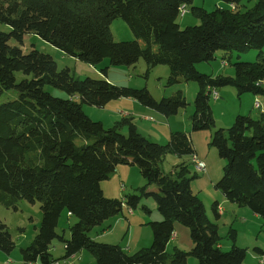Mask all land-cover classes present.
Listing matches in <instances>:
<instances>
[{"label": "trees", "instance_id": "obj_1", "mask_svg": "<svg viewBox=\"0 0 264 264\" xmlns=\"http://www.w3.org/2000/svg\"><path fill=\"white\" fill-rule=\"evenodd\" d=\"M223 1L227 6L208 11L192 6L193 0H0V21L11 26L9 32L0 31V96L10 89L18 93L16 99L0 103V203L17 209L18 201L25 199L39 202L42 210L37 234L21 249V264H55V239L64 242V258L86 249L96 264H188L190 256L199 264H243L246 248L236 243L228 251L220 247L219 202L213 204L216 219L211 220L192 191L196 174L190 175L189 164H178L170 174L160 168L167 154L190 155L194 163L196 149L187 132H171L169 141L161 144L141 134L132 117L107 128L83 109V104L104 107L112 100L133 98L169 117L188 105L182 90L157 100L146 87L120 86L105 78L79 79L69 67L59 69L49 53L34 46L25 52L14 43L22 44L27 33H34L91 65L107 58L112 65L131 66L143 58L147 72L168 65V85L197 81L192 128L212 129L211 144L226 161L215 187L229 201L264 218V111L239 114L229 128H217L210 104L212 91L226 86L240 95H264V0L246 10L240 7L251 0ZM182 6L201 23L182 28ZM116 18L129 24L135 40H114L110 25ZM251 49L259 51L257 60L235 61L233 76H212L196 68L216 58L218 51ZM17 72L25 77L18 81ZM122 124L128 126L127 134L120 131ZM120 165L136 166L146 181L134 188L138 193L124 199L108 197L102 188V181ZM151 185L158 190H148ZM143 197H153L163 215L160 221L147 222L153 233L150 246L129 252L90 236L96 226L123 214L124 205L133 212ZM63 212L77 218L70 225V238L57 232ZM176 223L190 228L189 251L167 250ZM110 227L108 223L105 229ZM230 234L235 241L236 230L230 229ZM14 248L0 218V250L10 254ZM253 251L264 258L263 247Z\"/></svg>", "mask_w": 264, "mask_h": 264}, {"label": "rangeland", "instance_id": "obj_2", "mask_svg": "<svg viewBox=\"0 0 264 264\" xmlns=\"http://www.w3.org/2000/svg\"><path fill=\"white\" fill-rule=\"evenodd\" d=\"M255 1L256 0L245 2V5H242L240 8L246 10L253 6ZM221 5L227 6V3L223 0H193L192 3V6L204 7L208 11H212ZM181 13L178 22L182 28L188 25H198L201 23V19L196 17L191 10H187V7H185V12L181 11ZM110 26L115 41L136 39L131 27L123 18L114 19ZM10 30L11 26L0 21V31L9 32ZM14 43L19 45L25 52L30 51L34 46L40 51L49 53L55 58L59 69L69 67L72 74L79 79H84L86 77H92L95 79L105 78L113 84L120 86L127 85L137 88L146 87L157 100H160L163 97H169L177 90H182L187 98L188 105L181 108L177 114L169 117L154 110V113L151 114L153 117L147 120L142 113L143 109L141 108L143 107L130 105L134 108V110H132L131 107L126 105L124 106L125 108H123L122 105H117L118 103H116L119 99L110 101L104 107L83 104V109L95 121L102 118L104 120L103 124L107 128L120 124L124 117H132L136 126L138 124V129L141 134L148 139L161 144H166L170 139V125L173 127L172 132H187L192 137L194 147L196 149L199 148V155L202 156L206 162V170H198L195 163L192 162V157L190 155L176 154H167L160 162V168L164 173L170 174L178 165L177 162L181 161L188 163L191 171L190 175L196 174V177L191 180L192 191L202 200L209 218L211 220L216 219L213 211V204L218 200L216 195L224 198V194L215 187V183L221 179L226 161L219 156L216 147L211 144L212 129L193 130L192 128L191 116L195 110L194 100L199 90V84L197 81H182L174 85H168V77L170 74L168 65L160 64L149 69L147 72L148 66L143 58H141L135 65L131 66L112 65L107 58L98 65H91L83 60L67 55L62 50L34 33H27L24 36L22 44L15 41ZM140 43L143 45L144 41L140 40ZM258 55L259 51L255 49L243 53H238L234 50L230 52L218 51L216 58L210 62L203 61L197 63L196 68L199 72L212 76L219 74L233 76L235 75V68L233 65L235 61H256ZM224 59L227 61L229 60L228 63H224ZM105 69L107 70L106 74L103 72ZM16 77L19 81L25 76L22 72H17ZM47 89L56 96L67 97V94L61 90L51 87H47ZM216 91L222 93L221 99L217 100L212 95L210 104L217 128H229L239 114L248 115L251 113L252 115H255L256 112L253 109L254 105L257 109L256 111L263 109L256 106L254 97H252L254 94L252 93L246 92L240 95L236 88L232 86L221 87ZM17 96L18 93L15 89L7 90L0 96V103L16 99ZM259 96L264 99V95ZM123 111L128 114H124ZM120 131L123 134H127L128 126L122 124ZM125 168L128 170L126 177L130 180L121 182L127 185L124 195L138 193L137 191H134V188L146 183L144 177L136 166L128 165ZM114 175L115 174L113 173L110 178L103 180L102 183H104V185L107 184L105 182L111 178H115L116 175ZM141 180H143V182H141ZM152 189L158 190V187L156 185L149 186L148 190ZM124 195L120 196V198L124 199L126 197ZM226 200L229 204L234 206V208L225 205L226 212L219 220H217L219 223L222 250L228 251L232 249L233 244L236 243L239 247L246 248L248 251L246 259L244 260L245 264H264V261L263 263L261 262L263 257L261 259V256H255V259L252 257L254 254L253 248L255 246H261L264 248V218L262 219V217L254 215L253 211L248 207L239 206L238 204L229 201L227 198ZM144 205L150 209V212L144 209ZM142 216L146 219L144 224H142L140 220ZM0 218L8 226L12 238L15 241V248L10 254L0 250V264H21V249L30 245L39 230L42 220L41 205L39 202L31 203L30 201L23 199L18 201L17 209H14L13 207L7 208L0 203ZM120 218L122 222L117 226L113 225V231L106 235L97 234L98 231L108 225L109 221H107L103 225L96 226L90 232V236L97 241L120 244L125 248L127 247L128 250L129 245L135 247L137 242L141 239L146 243L153 234L152 229L147 222L160 221L163 219V215L158 210L156 201L153 197H143L138 208L133 212L127 205H124L123 214L120 215ZM130 220H132L131 225L129 224ZM76 221V217L69 216L67 212H63L57 227V232L63 234L65 238H70V225ZM176 226H179L184 230L181 236L183 242L186 241V239H189L190 241L192 240L190 228L188 226L180 223H176ZM230 229L236 230L235 241L231 237ZM177 232L178 230L175 229L174 235L169 242V248L167 249L168 252H173V247L176 243L175 233ZM151 243L152 240H150L148 244H145L144 247L150 246ZM181 247H185V250L188 251L191 249L190 246H183V244H181ZM51 252L53 256L59 260L60 264H91V261L95 260L93 254L86 249L73 256L64 258L65 245L60 239H55L53 241ZM189 258L190 261L199 264L196 257L190 256Z\"/></svg>", "mask_w": 264, "mask_h": 264}, {"label": "crops", "instance_id": "obj_3", "mask_svg": "<svg viewBox=\"0 0 264 264\" xmlns=\"http://www.w3.org/2000/svg\"><path fill=\"white\" fill-rule=\"evenodd\" d=\"M218 93H219V100L221 99V92H219L218 91ZM224 95H225V93H224ZM252 97H254V101L256 102V99L257 100H259L260 101V104H259V106H260V109L261 108H263V109H261V110H263L264 111V99H262L260 96H256V95H253ZM218 100V99H217ZM116 103H118L117 105H122L123 106V108H125L124 106H129V107H131L130 105H138V106H140V107H143V108H141V109H143L142 110V113L144 114V116H145V119H149V118H152L153 117V115H151V114H153L154 113V110H152V109H150V108H148V107H145V106H143L140 102H138L137 100H135V99H133V98H120L119 100H118V102H116ZM108 104V103H107ZM132 108V107H131ZM253 109L255 110V112L257 113L258 111H256L257 109H256V107H255V105L253 106ZM132 110H134V108H132ZM123 113L124 114H128V113H125L124 111H123ZM130 114V113H129ZM251 114V113H250ZM97 121H101L102 123L104 122V120L101 118V119H98ZM170 132H172V129H173V127H172V125H170ZM137 128H138V124H137ZM139 130V129H138ZM171 134V133H170ZM196 149V148H195ZM200 154V152H199V148L198 149H196V156L200 159V160H202V161H204V158L202 157V156H200L199 155ZM205 162V161H204ZM178 164H180V163H182L181 161H179V162H177ZM206 163V162H205ZM126 166H128V165H120V166H118L117 167V169H116V171L114 172V174L116 175V177L115 178H111L110 180H108L107 182H105V183H107V184H105L104 185V183H102V188H103V190H104V193H105V195L106 196H109V197H120V196H122V195H124V193L126 192L125 191V189H126V187H127V185L126 184H123V183H121V182H125V180H127V181H129L130 179L129 178H127L126 177V173L128 172V170H127V168H125ZM114 175V176H115ZM126 178V179H125ZM124 179V180H123ZM141 182H143V180H141ZM121 184V185H120ZM139 184H141V183H139ZM132 185V184H131ZM217 196V198H218V202H219V213H220V216H222L225 212H226V208L224 207L225 205H229L231 208H234V206H232L231 204H229L228 202H227V200H226V197L224 196V198L223 197H221V196H219V195H216ZM253 214L254 215H256L257 217H260V216H258L257 214H255L254 212H253ZM263 219V218H262ZM140 220H141V223L142 224H144L145 223V217H141L140 218ZM122 222V220H121V218H120V215L118 216V217H115V218H113L112 220H109V224H111L112 226L114 225V226H117L119 223H121ZM129 224L131 225L132 224V220H130L129 221ZM113 229L114 228H112V227H110V228H107V229H105V227L104 228H102L100 231H98L97 232V234H107V233H109V232H111V231H113ZM175 229H177L178 230V232L177 233H175V235H176V238H175V241H176V243H175V245H174V247H179V248H183V247H181V244H183V246H190L191 248H192V246H193V242H192V240L190 241L189 239H186V241H182L181 240V236H182V232L184 231V230H182V228H180L179 226H176L175 225ZM174 235V234H173ZM150 240H152V237L150 238V239H148V241H146V243H145V241H143L142 239L141 240H139L138 242H137V244L135 245V247H131V245H129L128 246V251L129 252H134V251H136L137 249H139V248H141V247H144V245L145 244H148V242L150 241ZM186 244V245H185ZM174 247H173V250H174ZM220 247L222 248V244L220 243ZM261 247V246H260ZM127 248V247H126ZM169 248V243H168V245H167V249ZM183 249H185V247L183 248ZM83 255V254H82ZM255 256H258L256 253H254L253 254V258L255 259ZM252 258V259H253ZM262 257H260V259H261ZM253 259V260H254ZM262 260V259H261ZM92 263L91 264H96V260H92L91 261ZM262 262V261H261ZM263 263V262H262ZM188 264H195V262H192V261H190V258L188 259ZM243 264H245V261H244V263Z\"/></svg>", "mask_w": 264, "mask_h": 264}, {"label": "built area", "instance_id": "obj_4", "mask_svg": "<svg viewBox=\"0 0 264 264\" xmlns=\"http://www.w3.org/2000/svg\"><path fill=\"white\" fill-rule=\"evenodd\" d=\"M182 8L185 9V6H182ZM218 99H219V93H218ZM259 104H260V101L257 100V101H256V106L259 105ZM195 162H196V164H200V165H201V171H205V170H206V166H205V162H204V161H202V160H197V157L195 156ZM261 261H264V258H262ZM55 264H60V262L57 261Z\"/></svg>", "mask_w": 264, "mask_h": 264}, {"label": "bare ground", "instance_id": "obj_5", "mask_svg": "<svg viewBox=\"0 0 264 264\" xmlns=\"http://www.w3.org/2000/svg\"><path fill=\"white\" fill-rule=\"evenodd\" d=\"M183 12H185V9L184 8H182L181 9ZM212 95H213V97L215 98V99H218V91H216L215 89L212 91ZM220 96V95H219ZM257 106H259V105H257ZM197 160H200L199 158H197ZM193 161H194V163H195V165H196V168L198 169V170H201V165L200 164H196V162H195V156H194V158H193ZM263 262V261H262Z\"/></svg>", "mask_w": 264, "mask_h": 264}]
</instances>
